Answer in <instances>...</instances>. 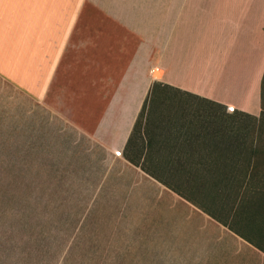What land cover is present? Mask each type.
Here are the masks:
<instances>
[{"label": "crops", "instance_id": "obj_1", "mask_svg": "<svg viewBox=\"0 0 264 264\" xmlns=\"http://www.w3.org/2000/svg\"><path fill=\"white\" fill-rule=\"evenodd\" d=\"M263 74L264 0H0L1 78L241 240Z\"/></svg>", "mask_w": 264, "mask_h": 264}, {"label": "rangeland", "instance_id": "obj_2", "mask_svg": "<svg viewBox=\"0 0 264 264\" xmlns=\"http://www.w3.org/2000/svg\"><path fill=\"white\" fill-rule=\"evenodd\" d=\"M187 205L0 77V264H264L257 216L244 242Z\"/></svg>", "mask_w": 264, "mask_h": 264}, {"label": "trees", "instance_id": "obj_3", "mask_svg": "<svg viewBox=\"0 0 264 264\" xmlns=\"http://www.w3.org/2000/svg\"><path fill=\"white\" fill-rule=\"evenodd\" d=\"M260 98H261V112L264 111V74L261 80V92H260ZM145 105L143 104V107L139 113V117L135 123V127L138 126V123L140 121V118L143 115ZM247 117V116H246ZM250 119L254 120L255 122H258L260 117L257 119L256 117L249 116ZM248 124L244 120V137H245V131L248 130ZM248 132V131H247ZM251 138L250 141H247L245 138V151H249V153L254 155V158L252 159L251 156H249L248 160L246 161V171L242 175V181L244 183V190L242 194V202L243 206L239 208V212H241L244 217V219L247 220V223L250 224L252 221L255 222V217L257 216L258 221L264 222V155L262 157H256L255 153H259L257 151V147L255 145V140L253 139V135H249ZM123 157L130 161L131 163L138 166V164L133 161L125 151L122 153ZM248 168H250L249 171ZM154 177V175H151Z\"/></svg>", "mask_w": 264, "mask_h": 264}]
</instances>
